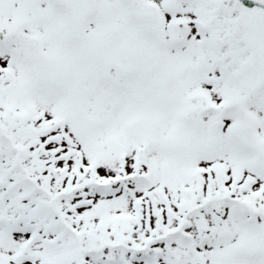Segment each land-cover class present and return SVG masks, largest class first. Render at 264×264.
I'll use <instances>...</instances> for the list:
<instances>
[{
  "label": "snow or ice",
  "instance_id": "6c2138e0",
  "mask_svg": "<svg viewBox=\"0 0 264 264\" xmlns=\"http://www.w3.org/2000/svg\"><path fill=\"white\" fill-rule=\"evenodd\" d=\"M0 264H264V0H0Z\"/></svg>",
  "mask_w": 264,
  "mask_h": 264
}]
</instances>
